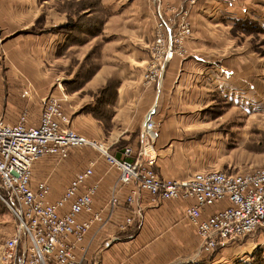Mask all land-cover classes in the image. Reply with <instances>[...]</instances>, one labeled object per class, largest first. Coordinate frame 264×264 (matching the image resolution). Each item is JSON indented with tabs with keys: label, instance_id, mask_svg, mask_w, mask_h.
I'll use <instances>...</instances> for the list:
<instances>
[{
	"label": "crops",
	"instance_id": "crops-1",
	"mask_svg": "<svg viewBox=\"0 0 264 264\" xmlns=\"http://www.w3.org/2000/svg\"><path fill=\"white\" fill-rule=\"evenodd\" d=\"M49 1L53 0H0V65L22 63L18 57L25 56L23 70L30 73L29 77L35 84L42 75L32 71L31 65L38 63L42 55L52 60L56 46L66 39L60 34L18 32L30 27L41 12L45 13L47 23L51 19L54 22L65 20L61 12L46 13ZM183 3V0H162V7H179ZM259 3V0H201L190 11L192 34L185 42L188 51L185 57L169 60L163 74L152 82L141 78L148 57L145 53V57L137 61L141 67H135V78L122 77L113 91L110 90L111 100L103 106H110V116L106 114L104 119H95L91 114L79 112L74 120L70 119L69 127L90 140L108 145L111 153L121 157L123 146L139 145L142 126L150 112L156 131L153 169L158 175L167 179H182L205 169L220 170L210 167L216 159L209 152L203 153L201 149L204 145L195 141L193 136L210 124H216L218 118L210 117L213 111L208 107L219 97L229 103L231 108H239L243 113H250L253 108L242 105L240 98L255 95L252 81L261 76V70L264 74V55L256 53L247 39L241 40L234 23L237 20L254 19L264 28V5ZM143 8L151 18L154 8L150 12L146 7ZM109 17L96 23L100 25V36L105 34ZM111 57L115 59V56ZM116 73V65L110 61L102 63L82 89L65 93L68 102L63 107L64 112L69 116L71 108L90 104L92 96L79 92L96 89L105 84L108 76ZM52 95L57 96L54 93ZM2 104L0 97V112ZM263 107L264 104L260 109ZM3 118L7 122L16 121ZM107 121L111 122L110 128L100 125ZM80 160L83 166L77 168L78 158L70 156V153L64 162L59 160L62 162L59 166L53 164L59 161L52 157H43L34 165L32 184L48 180L51 187L48 201H52L60 196L77 170L91 163L93 175L90 182H98L95 201L97 204L103 203L116 181V170L106 163L98 150L85 152ZM67 175H71L69 179ZM191 202V199H174L155 204L147 193H142L137 203L142 208L141 217H135L133 223L123 231L118 225L126 217L128 208L121 205L110 215L105 212L108 217L105 226L99 228V225L93 224L89 232L92 246L86 264H188L182 256L190 253L198 244L193 226L184 214ZM215 208L218 207L207 208L204 215ZM225 244L219 247V252L212 259L201 257L205 259L204 263L198 264H224V253L236 249L232 243ZM254 246L252 244L251 250L244 253L243 257L247 259L243 262L255 258ZM260 253L264 257V250Z\"/></svg>",
	"mask_w": 264,
	"mask_h": 264
},
{
	"label": "built area",
	"instance_id": "built-area-1",
	"mask_svg": "<svg viewBox=\"0 0 264 264\" xmlns=\"http://www.w3.org/2000/svg\"><path fill=\"white\" fill-rule=\"evenodd\" d=\"M198 1L184 0L188 5ZM156 4L152 51L157 63L145 75L146 81L161 76L171 58L185 56L183 44L192 32L187 7L168 6L166 10L175 15L167 16L161 0ZM40 113L37 124L30 123L26 110L19 112L14 122L0 116V198L16 221L0 250L1 264H84L92 246L89 232L93 224L104 227L108 219L105 212L110 215L122 205L128 213L118 226L126 230L135 217H141L142 208L137 203L142 193L155 204L192 200L184 214L199 240L194 253L197 257L208 256L245 235L257 234L264 243V165L237 172L205 169L186 178L167 179L153 169L156 131L150 112L139 145L123 146L121 157L111 153L108 145L71 129L59 97L47 96ZM83 146L95 147L116 170L107 199L96 203L98 182H90L93 165L89 163L71 176L60 196L48 201L49 181L32 184L34 165L45 156L64 160L70 149ZM211 207L218 208L204 215Z\"/></svg>",
	"mask_w": 264,
	"mask_h": 264
},
{
	"label": "rangeland",
	"instance_id": "rangeland-1",
	"mask_svg": "<svg viewBox=\"0 0 264 264\" xmlns=\"http://www.w3.org/2000/svg\"><path fill=\"white\" fill-rule=\"evenodd\" d=\"M200 1L194 5H188L183 0L182 6L188 8L189 15L187 17L189 19L187 18V20L190 23V28V11L199 5ZM259 2V5H264V0H259ZM48 5L49 9L46 13L61 12L64 14L65 20H55L54 22L51 19L47 23L45 13L41 12L30 27L19 31L18 34L44 32L52 35L60 34L65 36L66 40L56 46L52 60L48 56L44 58L42 55L39 61L36 60L38 63L30 64L32 71L42 75L36 84L29 77L30 73L23 70L25 56L18 57V60L23 61L22 63L0 65V97L3 100L0 116L16 120L19 112L26 110L30 114V123L37 124L43 100L47 96L54 93L57 95L55 97L60 98L62 107H64L68 102L65 93H73L75 90L82 89L102 63L107 61L116 65L117 75L111 74L106 78L105 84L96 89L80 91L81 94L86 93L92 96V100L90 104L82 108H71L69 116L71 121L79 112L91 114L95 119H104L106 114L110 116V106L106 107L108 110H105L106 108L103 106L111 100V92L120 83L122 77L124 79L135 78V67L137 69L141 67L137 61L145 57V53L148 57L141 78L146 81L145 75L154 68L153 63L156 60L152 45L155 33L154 25L157 19L155 13L156 0H53L49 1ZM143 7H146L148 12L154 8L152 19L148 16L149 13H145ZM170 7L178 8V6L171 5ZM161 8L163 12L167 9V7H162V0ZM164 13L167 16L175 15L174 11L169 9ZM106 16H110L107 28L105 34L100 36V25L96 23L105 21ZM175 18L178 19L179 17L175 16ZM235 27L240 33L242 41L247 39L256 53L261 56L264 55V28L259 25L258 21L254 19L240 21L235 24ZM188 37L185 38L183 44L186 48L185 42ZM107 40L110 41L106 42ZM76 46H81V48H76ZM111 55L115 56V59H112ZM263 68L264 66H262ZM9 71L13 72L9 73ZM261 72V76L252 81L255 94L252 96L254 97L246 95L240 98L242 105L253 107L250 109V113H243L236 107L231 108L230 104L221 97L208 107L209 110L213 111L210 117L218 118V120H216L215 125L210 124L203 131L194 135L193 139L204 145L201 149L203 153L209 152L216 159V162L210 167L237 172L264 165V107L260 109L264 104V74L262 70ZM159 77L154 81H157ZM100 125L110 128L111 122L107 121ZM95 150L97 151L95 147L83 146L70 149L69 153L70 156L74 155L78 158V168L83 166V161L80 158L84 156V153L96 152ZM60 161L64 162L63 160ZM60 161L53 164L59 166V163H62ZM71 175H67V178L69 179ZM15 225L16 221L13 214L0 198V250L3 248L4 240L13 233ZM259 239L257 234L253 237L245 235L226 243L234 244L236 249L227 250L224 253V264H264L263 253H260L264 250V243ZM260 242L261 244H259ZM252 244L256 246L253 249L256 256L249 262H243L247 259V257H243L245 256L244 253L251 250ZM197 246L198 244L190 253L182 256L186 263H204L205 259L194 255ZM218 252L208 254L206 260L212 259Z\"/></svg>",
	"mask_w": 264,
	"mask_h": 264
},
{
	"label": "trees",
	"instance_id": "trees-1",
	"mask_svg": "<svg viewBox=\"0 0 264 264\" xmlns=\"http://www.w3.org/2000/svg\"><path fill=\"white\" fill-rule=\"evenodd\" d=\"M240 21H247V20H237V21H235V23H234V26H235V24L237 23V22H240Z\"/></svg>",
	"mask_w": 264,
	"mask_h": 264
}]
</instances>
